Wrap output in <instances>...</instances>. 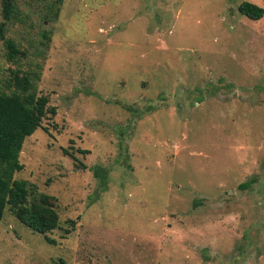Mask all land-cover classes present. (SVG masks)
<instances>
[{"label":"rangeland","instance_id":"obj_1","mask_svg":"<svg viewBox=\"0 0 264 264\" xmlns=\"http://www.w3.org/2000/svg\"><path fill=\"white\" fill-rule=\"evenodd\" d=\"M244 1L264 9L63 0L47 22L15 0L5 36L44 50L20 63L56 114L13 179L56 199L59 228L50 245L5 209L0 264H264V15ZM14 68L0 41V82Z\"/></svg>","mask_w":264,"mask_h":264},{"label":"trees","instance_id":"obj_2","mask_svg":"<svg viewBox=\"0 0 264 264\" xmlns=\"http://www.w3.org/2000/svg\"><path fill=\"white\" fill-rule=\"evenodd\" d=\"M44 1L46 5L42 20L55 21L63 0ZM237 9L239 14L254 21L264 15L263 8L246 1ZM0 13L3 19L0 23V41L5 48L6 60L15 67L0 82V223L6 209L20 224L32 233L42 235L46 243L54 245L55 241L48 234L59 228L56 199L40 192L27 181L13 179L14 173L23 168L19 154L25 138L40 128L44 119L56 114L55 108L49 105L48 97L37 91L40 63L31 59L28 70H24L20 63L28 55L41 57L44 50L32 47L33 52H29L26 48H20L17 41L6 38L7 25L18 20L15 0H0ZM49 35V32L43 33L39 44L47 46ZM95 175H99L97 170ZM66 224L68 227L63 231L69 234L74 230L75 222L67 220Z\"/></svg>","mask_w":264,"mask_h":264}]
</instances>
